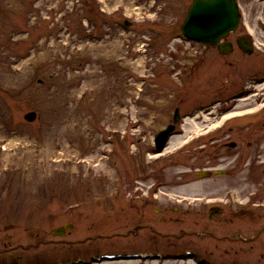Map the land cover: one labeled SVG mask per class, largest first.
I'll return each mask as SVG.
<instances>
[{
  "label": "rangeland",
  "instance_id": "374dc122",
  "mask_svg": "<svg viewBox=\"0 0 264 264\" xmlns=\"http://www.w3.org/2000/svg\"><path fill=\"white\" fill-rule=\"evenodd\" d=\"M237 1L239 24L218 41L233 50L223 54L183 38L192 0H47L32 11L35 0H0V249L24 251L0 264L187 245L210 264H264V112L222 147L181 146L186 136L160 153L153 145L175 108L264 68V0ZM239 37L253 41L251 53ZM207 166L223 171L208 176ZM212 199L229 203L208 218V204H224ZM65 223L73 227L51 233ZM129 260L89 264H197L195 255Z\"/></svg>",
  "mask_w": 264,
  "mask_h": 264
},
{
  "label": "flooded vegetation",
  "instance_id": "af4514ba",
  "mask_svg": "<svg viewBox=\"0 0 264 264\" xmlns=\"http://www.w3.org/2000/svg\"><path fill=\"white\" fill-rule=\"evenodd\" d=\"M188 44L194 48L195 44L199 43ZM236 44L245 52L244 48L239 43ZM230 45L231 50H233V43H230ZM176 76L177 78L178 76L181 77L180 73H176ZM259 76L260 75H258V71L255 68L251 72L242 75L238 83H231L233 85L229 87L226 93L221 94L224 91L223 89L225 86H223L219 90V93L215 94L211 99L206 101L198 100L191 104L189 108L185 109L186 112H183L184 116L180 115V121L174 123L172 135L186 136V139L195 140L193 145L201 141L213 140L212 146L222 147L226 144L225 141L222 142V138L226 135L242 131L244 129H252L257 124H260L262 121L259 120H262V114L247 115L248 113L253 112L255 108L236 111L237 107H240L243 104L241 103L242 101L249 99V102L244 103L248 105L251 100H253L256 104L258 102L257 100H264V91L260 92V97L257 96L259 86L264 85V80L259 81ZM181 120H185V123L181 124ZM209 124L211 125L207 126ZM262 125H264V123ZM231 143L233 146L235 145L234 141L227 142V145H231ZM219 167L220 166H207L203 168L205 169L203 172H207L206 174L209 176L214 174L215 170ZM149 197H142V199H150ZM151 197H153V195ZM194 199L199 198L195 197ZM223 208L225 207L208 206V218L213 214L222 212ZM200 231H202V234L204 235L213 236L214 234V231L207 229V227L201 228ZM3 253H7L13 262L17 261L18 249H9L7 252L0 249V257H2Z\"/></svg>",
  "mask_w": 264,
  "mask_h": 264
},
{
  "label": "water",
  "instance_id": "95a60500",
  "mask_svg": "<svg viewBox=\"0 0 264 264\" xmlns=\"http://www.w3.org/2000/svg\"><path fill=\"white\" fill-rule=\"evenodd\" d=\"M240 20L239 6L236 0H192L188 7L187 14L181 24L183 35L200 43L216 44L221 52H228L231 49V42H218L229 31L235 30ZM247 52L251 51L244 43H250L249 39L238 38ZM227 43V44H226ZM176 113L174 118L176 119ZM26 120H33L35 112L29 111L24 114ZM166 140V131L157 135L155 143L161 149ZM73 227V224L55 227L51 230L53 234H64L65 228Z\"/></svg>",
  "mask_w": 264,
  "mask_h": 264
},
{
  "label": "bare ground",
  "instance_id": "6f19581e",
  "mask_svg": "<svg viewBox=\"0 0 264 264\" xmlns=\"http://www.w3.org/2000/svg\"><path fill=\"white\" fill-rule=\"evenodd\" d=\"M45 1H47V0H35L34 3L32 2L31 6H30L31 11L34 9H36V10L40 9ZM34 19H36V16L33 17V19H32L33 22L35 21ZM29 26H32V25H29ZM51 35H52L51 38H53V40H51L49 43H60L59 41H57V38H58L57 34H51ZM45 42H46L45 37L41 38L39 41V43H45ZM190 119H192V118H190ZM169 143H171V141ZM173 143L174 142H172L171 144H173ZM130 261H132V260H128L127 262H130Z\"/></svg>",
  "mask_w": 264,
  "mask_h": 264
}]
</instances>
